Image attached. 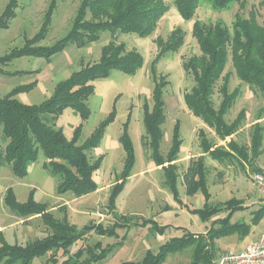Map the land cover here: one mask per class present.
<instances>
[{"label":"trees","instance_id":"trees-1","mask_svg":"<svg viewBox=\"0 0 264 264\" xmlns=\"http://www.w3.org/2000/svg\"><path fill=\"white\" fill-rule=\"evenodd\" d=\"M202 1L212 4L215 9L228 8L233 3L242 7L246 0H173L180 16L184 20H192ZM19 0H9L0 14V29H7L17 17ZM58 7V0H50L44 12L39 30L30 38H26L21 47L13 48L0 55V75L16 76L40 72L14 71L3 67L12 61L33 57L50 60L62 53L69 45L83 48L100 40L102 33L110 32L111 40L102 47L98 61L85 65L60 81L53 94L40 104H24L15 97L22 92L31 91L37 81L13 88L5 96H0V167L9 165L12 173L19 178H25L31 164L38 161L42 154L46 161L45 170L59 177L58 194L71 192L75 197L92 194L98 190L94 179L95 173L101 168L103 157L91 161L87 152L97 148L106 132L108 125L116 119V110L102 120L90 137L78 144L82 125L75 128L73 136L68 139L62 129L50 124L48 117L57 118L64 110L72 108L87 120L91 114L88 99L94 93V82L109 77L113 71L135 75L144 65V57L135 48L128 49L125 42H118L121 34H135L140 38H148L154 34L159 22L170 10L164 0H79V6L68 32L53 44H43L52 29L53 17ZM192 36L196 39L200 54L193 55L183 62L187 76H191L194 85L184 94V101L189 111L200 118L215 134L226 140L237 133L246 120V109L240 110L231 122L226 115L241 96L240 88L230 91L232 72H226L231 61L236 76L264 98V23L258 21L257 12L251 10L248 17L238 14L231 26L223 21L215 24L194 22ZM185 42V32L181 28L174 29L166 38L155 40L158 52L151 63V74L154 81L152 102L143 105V123L145 126V145L151 151V159L156 166L162 167L165 176V186L170 190L176 202L183 204L178 188V165L176 161L181 152L183 139L181 137L180 121L177 120L173 130L172 144L166 155L162 154L161 145L164 137L163 125L165 115V91L171 82L168 76L160 74L156 65L165 56L177 53ZM220 81L221 84H220ZM220 96L216 107L213 97ZM131 113L124 124L120 137L125 160L117 183L111 189L109 209L115 211L116 200L125 189L128 179L136 163V154L132 138L129 134ZM202 155L191 161L185 185L187 195L193 196L201 191L205 198L203 208L187 209L192 214L199 215L204 222L217 216L221 211H227L224 218L212 221L205 233H194L186 230L182 236L172 237L161 244L157 252L147 250L142 260L129 261L121 264H164L171 254L192 249L190 264H215L220 252L217 250V240L237 235L244 238L251 232V225L238 221L232 222L237 211L247 207L242 201L232 198L218 206H210L211 193L208 188V169L205 156L224 162L236 159L241 165H248L255 173H264L256 160L264 153V126L256 122L252 125L250 146L239 145L230 139L226 146H215L209 140L204 129L198 133ZM5 144V145H4ZM264 198V196L262 195ZM5 204L19 216L39 215L51 234L42 239L28 242L25 245L10 244L0 231V264H32L34 260L49 255L46 264H58L56 253L64 251L67 258L61 264H101L112 257L117 247L122 246L126 234L119 236V230L128 233L133 228L148 227L157 234L163 235L169 225H161L153 218H144L137 214H125L116 217L114 223H89L79 229L71 224L68 217L57 219L49 212L48 203H40L31 190L26 202H20L13 188L5 195ZM252 224L256 225L264 216V204L253 211ZM94 232L98 236L115 238L118 241L103 245L101 241L92 246L80 248L74 254H69L70 248L78 241L85 239Z\"/></svg>","mask_w":264,"mask_h":264},{"label":"rangeland","instance_id":"rangeland-1","mask_svg":"<svg viewBox=\"0 0 264 264\" xmlns=\"http://www.w3.org/2000/svg\"><path fill=\"white\" fill-rule=\"evenodd\" d=\"M9 0H0V14ZM50 0H19L17 17L10 23L9 28L0 29V55H4L13 48L21 47L25 39L32 37L40 28L44 12ZM170 10L159 22L153 35L140 38L135 34H121L118 42H125L128 49L135 48L144 57L143 67L135 74L128 75L120 71H113L107 78L94 82L95 91L87 103L91 114L87 120H82L72 108L55 119L48 117L51 125L62 129L65 136L71 139L76 127L82 125V132L78 144H83L93 133L99 123L107 118L115 107L116 119L108 125L105 135L97 148L87 152L91 161L103 157L101 168L95 173L94 179L98 190L92 194L75 197L73 193L58 194L59 177L44 169L46 158L41 154L38 161L31 164L25 178L16 177L9 165L0 167V231L10 244L25 245L51 234V230L44 224L39 215L22 217L13 213L5 204V195L9 188H13L20 202H26L31 190L35 199L40 203H48L49 212L57 219L65 216L71 224L81 229L89 223L110 225L116 217L125 214H137L144 218H153L161 225H169L163 235L157 234L151 228H133L128 233L119 230V236L126 234L122 246L112 254L106 262L101 264H121L122 262L142 260L147 250L157 252L159 246L172 237L182 236L186 230L194 233H205L213 220L224 218L227 211H221L209 221H202L197 214L188 211L189 208H203L204 195L198 191L193 196L186 193L185 175L191 161L202 155L198 133L204 129L207 137L215 146H226L230 139L239 145L250 146L252 125L256 122L264 126V98L258 90L242 82L235 74L231 61L228 62L225 73L232 72L230 91L240 88L241 96L226 115L231 122L243 108L246 109V120L235 135L221 140L200 118L195 117L187 108L184 94L194 85L193 78L187 76L183 69V62L193 55H199L200 49L196 39L192 36L193 24L196 21L205 24H215L223 21L231 26L238 14L248 17L251 10L257 12L258 21L264 23V0H246L242 7L233 3L228 8L218 10L211 3L202 1L192 20H184L173 0H164ZM79 6V0H58V7L53 17L52 29L43 44H53L64 36L72 23ZM185 32V42L177 53H170L156 65L158 73L168 76L171 84L165 91L166 122L163 125L164 137L161 151L166 155L171 144L174 126L180 121L183 144L176 161L178 165V188L183 204L176 202L170 190L165 186V176L162 167L156 166L151 159V151L145 145V126L143 123V105L152 102L154 81L151 74V63L158 49L155 40L158 37L166 39L176 28ZM111 40L110 32H104L97 42L83 48L69 45L62 53L50 60L33 57H23L12 61L3 68L7 71H34L38 73L16 76L0 75V96H5L13 88L37 81L36 86L29 92L16 95V99L24 104H40L54 92L55 86L85 65L99 60L101 50ZM1 66V65H0ZM222 81H220L221 84ZM220 96L215 93L213 100L217 107ZM131 113L129 134L132 138L136 163L128 179L125 189L116 200L115 211L109 209L111 189L117 183L121 173L125 152L120 141L124 124ZM0 143L3 144L0 137ZM5 145V144H4ZM264 148V140H263ZM208 169L207 183L211 193L210 206H218L232 198L242 201L244 210L237 211L232 222L242 221L251 225V232L244 238L237 235L217 240V250L223 253L228 250H240L246 245L259 239L264 234V216L256 225L252 224L253 211L264 204V198L254 183V175L249 166L241 165L236 160L219 162L208 155L205 156ZM257 165L264 170V153L256 160ZM187 205V206H186ZM101 241L103 245L118 241L115 238L98 236L94 232L85 239L76 242L69 251L74 254L81 247L92 246ZM58 264L67 258L64 251L56 253ZM49 255L34 260L32 264H46ZM192 249L171 254L164 264H190ZM52 264V263H49Z\"/></svg>","mask_w":264,"mask_h":264},{"label":"built area","instance_id":"built-area-1","mask_svg":"<svg viewBox=\"0 0 264 264\" xmlns=\"http://www.w3.org/2000/svg\"><path fill=\"white\" fill-rule=\"evenodd\" d=\"M253 178L264 196V173H256ZM215 264H264V234L240 250L221 253Z\"/></svg>","mask_w":264,"mask_h":264},{"label":"crops","instance_id":"crops-1","mask_svg":"<svg viewBox=\"0 0 264 264\" xmlns=\"http://www.w3.org/2000/svg\"><path fill=\"white\" fill-rule=\"evenodd\" d=\"M55 89V88H54Z\"/></svg>","mask_w":264,"mask_h":264}]
</instances>
